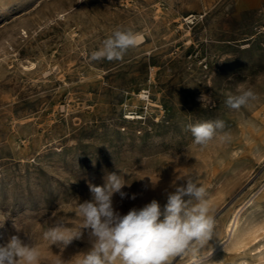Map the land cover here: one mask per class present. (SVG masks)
I'll return each mask as SVG.
<instances>
[{"label": "rangeland", "instance_id": "obj_1", "mask_svg": "<svg viewBox=\"0 0 264 264\" xmlns=\"http://www.w3.org/2000/svg\"><path fill=\"white\" fill-rule=\"evenodd\" d=\"M118 29L143 40L91 60ZM238 87L258 99L233 110ZM216 119L230 140L194 144L186 126ZM113 172L137 194H114L122 214L188 174L205 187L213 237L170 264H264V0H0V245L30 237L41 264L87 251L86 231L67 247L43 234L82 231L89 184ZM238 211L260 228L247 247L224 231Z\"/></svg>", "mask_w": 264, "mask_h": 264}, {"label": "clouds", "instance_id": "obj_2", "mask_svg": "<svg viewBox=\"0 0 264 264\" xmlns=\"http://www.w3.org/2000/svg\"><path fill=\"white\" fill-rule=\"evenodd\" d=\"M142 40L139 33L118 29L103 41L99 50L91 53L90 59L119 60ZM256 99L258 96L251 88L238 87L237 94L229 95L225 104L230 109L239 110ZM186 127L196 145L206 146L213 139L230 140V134L224 131L225 121L221 119ZM182 179L183 185L172 183L174 191L165 190L166 203L163 206L153 199L142 207H132L126 214L114 207V194H119L121 200H135L137 194L129 196L122 191L130 184L125 183L120 175L115 172L107 174L103 186L89 184L92 198L79 205L83 230L73 233L57 225L50 227L43 238L51 245L67 247L74 239H81L86 231L90 247L76 253L70 260L62 258L56 264H170L171 258L184 252L190 242H209L215 220L209 215L206 189L198 185L193 174ZM159 180H150L151 186L155 187ZM0 264H41V253L30 237L22 239L19 235H12L6 244L0 245Z\"/></svg>", "mask_w": 264, "mask_h": 264}, {"label": "bare ground", "instance_id": "obj_3", "mask_svg": "<svg viewBox=\"0 0 264 264\" xmlns=\"http://www.w3.org/2000/svg\"><path fill=\"white\" fill-rule=\"evenodd\" d=\"M141 93V92H140ZM133 118V117H130ZM253 203V200L249 204ZM245 206V205H244ZM243 209V208H242ZM255 209V208H254ZM242 213L236 212L232 217L226 221L224 226V231L226 232V237L230 242L235 243L240 247H247L251 240L258 241L261 236L260 228L254 223V221L247 220L242 222ZM246 220V219H245ZM264 236V235H262ZM264 242V241H263ZM262 245V244H261ZM257 246V245H256ZM255 246V247H256ZM258 247V246H257ZM263 249V248H262ZM257 250V249H256ZM256 252V251H255ZM259 252V251H258ZM211 253V252H209ZM261 253V252H260ZM206 254V253H205ZM262 254V253H261ZM264 254V253H263ZM258 255V254H257ZM260 255V254H259ZM262 256V255H260ZM207 257V256H206ZM259 257V256H258ZM257 257V258H258ZM201 258V257H200ZM199 258V259H200ZM261 258V257H260ZM243 261V260H242ZM241 261V262H242ZM193 263V262H192ZM254 263V262H253ZM245 264V263H244Z\"/></svg>", "mask_w": 264, "mask_h": 264}]
</instances>
